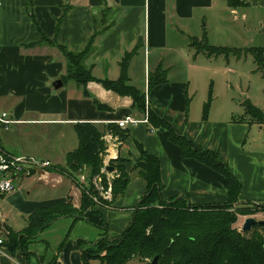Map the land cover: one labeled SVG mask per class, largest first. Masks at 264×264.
Returning <instances> with one entry per match:
<instances>
[{
  "label": "crops",
  "instance_id": "1",
  "mask_svg": "<svg viewBox=\"0 0 264 264\" xmlns=\"http://www.w3.org/2000/svg\"><path fill=\"white\" fill-rule=\"evenodd\" d=\"M1 1L0 111L8 112L14 122L8 127L0 126V145L13 154L49 161L50 166L34 170L17 182L14 192L0 195V225L12 232L23 231L36 210L70 198L76 208L81 207L79 183L87 172L69 173L66 160L79 145L76 125L84 122L95 124L103 133L104 165L116 168L108 172L104 167L109 183L119 176L117 166L131 173L147 153L160 159L165 200L188 197L195 205L226 204L227 177L195 158L183 156L167 129L149 122V110L169 122L196 148L218 153L241 182L240 204H264V124L252 122L249 117L242 120L245 109L241 115V105L232 93L217 92L212 74L218 68L207 61L219 57L227 61L230 57L209 56L193 45L204 37L217 47L241 50V42L255 44L256 40L249 36L264 37V0H240L236 7L230 6L228 0ZM208 30L211 34L214 30L213 35L207 34ZM229 33L232 37L227 39ZM91 40L93 52L85 65L95 80L86 86L63 80L67 63L57 45L80 53ZM127 56V75L132 85L147 94V112L138 109L130 96L101 83L122 76V62ZM156 72L165 75V81L150 89L149 78ZM202 79L209 84L206 94L196 87ZM57 80L63 82L59 89L53 86ZM98 102L104 107H99ZM254 105L259 108L257 103ZM127 115L139 123L120 128L117 122ZM26 180L28 184L24 185ZM40 183L62 187L63 194H32ZM147 191L146 180L132 173L123 196L115 200L111 194L104 196L110 204L89 208L84 216L92 225L108 228L111 239H120ZM8 208L23 217V223L9 224L12 213L7 212ZM246 218H240V229ZM78 222H66L70 230L63 241L66 240L68 254L77 250L79 239H84L72 236L71 230ZM53 225L42 233L45 241L38 245L46 247ZM65 249L58 262L66 258ZM33 251L36 255L29 257L21 251H11L4 243L0 246V264H39L40 256H47V248Z\"/></svg>",
  "mask_w": 264,
  "mask_h": 264
},
{
  "label": "trees",
  "instance_id": "2",
  "mask_svg": "<svg viewBox=\"0 0 264 264\" xmlns=\"http://www.w3.org/2000/svg\"><path fill=\"white\" fill-rule=\"evenodd\" d=\"M228 2L232 7L240 4V0ZM93 41L91 40L88 47L80 53L57 45L67 63V75L63 80H74L81 86L95 80L91 69L85 65V59L93 52ZM193 45L197 46L198 51L209 56L224 54L227 57H241V51L246 50L252 53L258 65L257 69L264 77V47L241 50L217 47L212 45L207 37L197 40ZM129 60L130 56L123 60V74L118 80L106 79L101 83L123 96H130L138 109L147 112V94L132 85L127 75ZM164 81L165 75L156 72L149 78L150 89ZM97 105L104 107L99 102ZM244 109L245 117L242 120L246 121V117L250 116L252 122L264 124V110L250 101L244 103ZM148 119L153 126L167 129L171 140L181 148L183 156L195 158L227 177L229 201L226 204L195 205L188 197L165 200L162 197L164 185L160 159L147 153L143 154L131 173L117 166L119 176L109 183L104 174L103 155L106 144L103 133L91 122L78 123L76 130L79 145L67 155L66 168L72 174L86 170L90 178V194L86 193L87 187L79 183L83 193L80 208H76L70 198L66 202L36 210L23 229L24 232L14 234L10 231L7 234L4 243L10 250L21 251L30 257L31 255L25 252V247L31 243L27 244L29 240L26 238L32 235L28 232H36L33 235L40 232L42 234L61 218L87 221L84 216L87 209L99 204L104 206V202L110 204L107 198L103 201L99 199V202L94 201L93 195H100V189L96 188L94 183L96 177L100 178L103 188L111 187L112 200H115L126 193L132 173H135L146 180L148 191L135 209L132 224L120 239H111L109 229L104 226H100L102 231L98 241L88 243L85 239H79L76 248L81 252L83 264H91L93 260H99L103 264H128L135 259L144 264H151L157 256V264H264V226L256 224L247 232L240 230L238 226L242 216L250 217L264 213V204H240L241 182L229 165L219 159L217 152L196 148L191 140L178 134L169 122L151 110L148 111ZM65 244L66 240L56 251L54 249L51 255H41L39 264H57ZM49 250L47 243V254Z\"/></svg>",
  "mask_w": 264,
  "mask_h": 264
},
{
  "label": "rangeland",
  "instance_id": "3",
  "mask_svg": "<svg viewBox=\"0 0 264 264\" xmlns=\"http://www.w3.org/2000/svg\"><path fill=\"white\" fill-rule=\"evenodd\" d=\"M209 19L212 21L211 17H209ZM214 29L216 30L218 28L214 27ZM208 31L209 32H207V34H211L210 30ZM213 33H214V30L211 35H213ZM231 37L232 35L230 34L227 37V39H230ZM249 38L255 39L256 43L255 44H245L246 42H241V45L239 47L244 48L241 46H248L247 48H244V49L253 48L256 46L263 47L262 44L264 45V42H261V39L264 37H260L257 34L255 35L251 34ZM222 39L223 41H226L224 40V37H222ZM253 45H256V46H253ZM207 62L210 64L209 66L213 68L215 67L218 68L212 74L214 75L213 77L216 79L215 88L217 92L220 93L226 90L230 91L235 101L237 102V104L239 106L241 105V115L244 114L243 106L246 101H252L253 104L257 103L259 108L264 109V77L262 73L258 71L257 69L258 65L255 62V59L252 53L246 50H243L241 51V58H238V56L235 57V55H231L227 61L224 59V57H219V58H213L212 60H208ZM203 81L204 79L198 80L197 81L198 84H196L197 85L196 87L200 89L201 91H204V94H206V92L209 89V84L207 86V82H203ZM248 117L250 118V116ZM253 145H255V143H253ZM35 180L36 179H34V181ZM89 181H90V178H89L88 173L85 174L84 179L80 181L81 186L83 184L87 187V191H86L87 194H90L89 193L90 192ZM24 183H25L24 185H27L28 184L27 180ZM94 183H95V187L100 189L99 197H96L93 195L95 199L94 201L95 202H99L100 200L103 201V199H105L104 196H106L107 192L109 191L105 187L103 188L97 180H94ZM63 191L64 189H62V187L52 188L51 185L49 186L46 184H41L38 187L34 188L32 194L36 193L39 195H43L45 197L52 196V195L59 196L63 194ZM100 203L103 204L102 202ZM104 205H106L105 202H104ZM7 212L12 213L11 214L12 218H8L9 224H13V222L17 224L23 223L24 218L18 216L17 212H15L13 209L8 208ZM257 215L258 217H255V218H257L258 220H261L260 218L264 219V213H259ZM71 219L72 218L61 219V220L56 221V223L53 225V229H50V231H48L49 233L47 234L46 239H49V240H46V241L49 244L50 250L48 251L47 255H51L54 249L56 251V249H58V245L63 242V237L70 230L69 226L66 225V222L68 223L71 222ZM0 227H1L0 234L6 242L7 240L6 236L10 232V229L7 226H4V224H1ZM7 229L9 231H7ZM240 230H242V228ZM101 231L102 229L100 227L94 226L85 220H80L77 224L73 226V230H71V233H72V236L76 235V237H83L85 240L88 241V243H91V242L94 243L98 241L99 237L101 236L100 234ZM13 233L18 234V233H21V231L13 232ZM25 233H26V230H25ZM28 234L30 235L32 234V235L26 238L29 240L27 244H29L30 242L31 243L25 247V250H26L25 252H27L31 256H34L33 249L35 250L36 248H38L40 249V251H43L44 248L45 249L47 248V245L46 247L45 245L44 246L38 245V243L40 242L44 243L45 241L44 235H42L41 232L38 233L37 235H33V234H36V232L35 233L28 232ZM66 245L67 244L64 245V249ZM84 245L86 248H88L86 244ZM77 250H74V252L70 251V254H68L69 249L68 248L65 249L64 251L66 252V258L64 259L60 258L58 264H77V263L83 264L81 252L78 250L79 251V256H78ZM91 264H103V263L100 262L99 260H93L91 261ZM128 264H144V263H142L138 259H135Z\"/></svg>",
  "mask_w": 264,
  "mask_h": 264
},
{
  "label": "built area",
  "instance_id": "4",
  "mask_svg": "<svg viewBox=\"0 0 264 264\" xmlns=\"http://www.w3.org/2000/svg\"><path fill=\"white\" fill-rule=\"evenodd\" d=\"M2 6L3 2L0 0V17L2 14ZM13 122L8 112L0 111V126L8 127ZM138 123L139 121L131 115H127L117 122L118 126L123 129L134 127ZM48 166H50L49 161H35L31 158L13 154L0 145V195H7L14 192L17 189V182L31 175L34 170L43 169ZM108 191L107 197H110L111 190ZM4 241L0 234V246L4 244Z\"/></svg>",
  "mask_w": 264,
  "mask_h": 264
},
{
  "label": "water",
  "instance_id": "5",
  "mask_svg": "<svg viewBox=\"0 0 264 264\" xmlns=\"http://www.w3.org/2000/svg\"><path fill=\"white\" fill-rule=\"evenodd\" d=\"M53 86L56 88V89H59L63 86V82L62 80H57L53 83ZM115 167L112 166V165H107L105 167V170L108 171V172H114L115 171ZM256 224H261L264 226V219H261V220H258L257 218H255L254 216H250V217H247L243 223V227H242V230L244 232H247V231H250L252 229V227ZM158 263V256L154 258V260L151 262V264H157Z\"/></svg>",
  "mask_w": 264,
  "mask_h": 264
}]
</instances>
